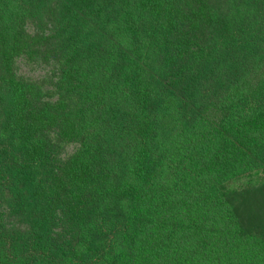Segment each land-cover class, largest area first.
<instances>
[{"label":"trees","instance_id":"trees-1","mask_svg":"<svg viewBox=\"0 0 264 264\" xmlns=\"http://www.w3.org/2000/svg\"><path fill=\"white\" fill-rule=\"evenodd\" d=\"M261 173L264 0H0V264H264Z\"/></svg>","mask_w":264,"mask_h":264},{"label":"rangeland","instance_id":"rangeland-1","mask_svg":"<svg viewBox=\"0 0 264 264\" xmlns=\"http://www.w3.org/2000/svg\"><path fill=\"white\" fill-rule=\"evenodd\" d=\"M19 72L34 81L43 82L48 81L49 75L51 74V66L38 61H29L24 58L18 59ZM76 144H69L66 147V153H73L77 149ZM264 183V173L260 175L246 176L239 179L233 184V187H240L243 189L254 188L252 186H260L261 183ZM256 195L253 196L250 200V203L247 204L248 215L252 218H257L260 224H264V198H256ZM253 208V210H251Z\"/></svg>","mask_w":264,"mask_h":264}]
</instances>
